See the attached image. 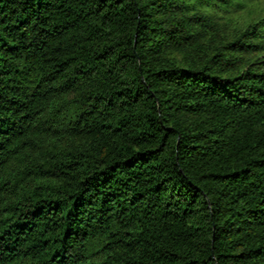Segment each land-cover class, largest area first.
<instances>
[{
  "label": "trees",
  "instance_id": "trees-1",
  "mask_svg": "<svg viewBox=\"0 0 264 264\" xmlns=\"http://www.w3.org/2000/svg\"><path fill=\"white\" fill-rule=\"evenodd\" d=\"M253 1L0 0V264H264Z\"/></svg>",
  "mask_w": 264,
  "mask_h": 264
},
{
  "label": "rangeland",
  "instance_id": "rangeland-1",
  "mask_svg": "<svg viewBox=\"0 0 264 264\" xmlns=\"http://www.w3.org/2000/svg\"><path fill=\"white\" fill-rule=\"evenodd\" d=\"M217 14V13H216ZM218 16L221 14H217ZM264 16V0H255L251 2L246 9L241 12L234 13L229 15V21H219L218 24H225V28L221 33V36L224 38H230L239 32L245 24H247L251 20H256L258 17ZM221 17V16H220ZM227 18V16H226ZM210 36H208L204 42L205 44H209ZM174 57L177 61H182L184 54L182 53H174ZM255 58V56H250L249 59Z\"/></svg>",
  "mask_w": 264,
  "mask_h": 264
}]
</instances>
